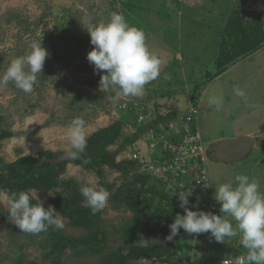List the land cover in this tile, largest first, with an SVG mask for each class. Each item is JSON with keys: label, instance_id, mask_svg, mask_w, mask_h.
Masks as SVG:
<instances>
[{"label": "rangeland", "instance_id": "rangeland-1", "mask_svg": "<svg viewBox=\"0 0 264 264\" xmlns=\"http://www.w3.org/2000/svg\"><path fill=\"white\" fill-rule=\"evenodd\" d=\"M113 12L143 30L149 50L165 61L160 77L145 86L143 97L125 98L118 95V89L104 91L99 83L104 72L95 74L86 59L93 46L83 18L91 15L94 22H106ZM228 20L231 23L226 24ZM233 21L242 30V47L231 41L236 49L227 44L223 49L219 31L234 27ZM39 41L49 55L33 91L24 93L11 82L0 86V132L10 133L0 141V172L7 173L2 166L42 152L65 154L70 147L65 129L77 117L86 122L87 141L117 127L114 143L106 148L115 152L157 113L175 112L179 117L193 113L207 152L204 167L213 202L214 168L225 171V183L235 185V176L244 174L264 192V0H0V73ZM237 87L245 92L244 97L234 94ZM215 130L218 135L213 137ZM147 152L145 143L137 140L117 154L116 163L134 161L129 177L106 165L96 169L68 164L54 177L52 186L36 188L43 206L51 205L64 219L62 230L50 227L35 235L21 233L11 221L6 203L0 202V264H112L109 256H125L137 218L124 199L140 193L133 175L146 173L145 164L153 158ZM82 185L104 187L110 197L95 215L86 208V225L75 227L71 222L83 216L76 208L77 204L83 207ZM75 188L78 197L73 199ZM0 192L10 194L4 189ZM184 192L191 193L189 205L194 204L198 191L190 187ZM178 195L174 193L177 199ZM141 199L139 195L140 210ZM146 217L140 228L143 240L137 245L156 243L165 251L171 242L165 239L170 228L157 224L160 220L154 216L152 220ZM60 237L79 245L61 247ZM96 238L103 246L93 251L86 245ZM186 244L191 251L172 256L170 262L185 259L186 264H219L229 254L234 258L247 251L238 237L219 243L208 233L195 234ZM167 258L164 255L162 261ZM152 262L136 260L132 264Z\"/></svg>", "mask_w": 264, "mask_h": 264}, {"label": "clouds", "instance_id": "clouds-1", "mask_svg": "<svg viewBox=\"0 0 264 264\" xmlns=\"http://www.w3.org/2000/svg\"><path fill=\"white\" fill-rule=\"evenodd\" d=\"M83 22L93 46L86 59L93 66L95 74L104 72L100 75L101 89L106 92L118 89V95L125 98L143 97L145 86L160 77L165 64L158 54L149 50L143 30L130 25L118 12L111 13L106 22H94L91 15H86ZM48 55L41 41L32 43L26 54L12 59L0 73V86H7L11 82L24 93H31ZM233 91L236 96H245V92L238 87ZM85 127L86 122L79 117L72 119L66 127L65 136L70 147L64 154L65 160L81 159L87 148ZM37 192L34 188L11 194L0 192V202L6 203L9 217L21 233L35 235L50 227L54 230L64 229V219L51 205L45 208L38 200ZM79 192L84 200L83 207L93 215L106 207L110 197L108 190L96 185H82ZM189 195L191 193L184 191L178 195L183 214L178 213L169 225L167 241L176 237L180 229L188 235L208 233L219 243H224L225 238L238 237L246 253L235 258L229 254L222 264H264V192L257 181L238 174L235 185L232 182L219 184L215 188L214 199L220 205L217 208L222 216L189 210ZM33 199L36 203H32ZM225 216L231 217V220L225 219Z\"/></svg>", "mask_w": 264, "mask_h": 264}, {"label": "trees", "instance_id": "trees-1", "mask_svg": "<svg viewBox=\"0 0 264 264\" xmlns=\"http://www.w3.org/2000/svg\"><path fill=\"white\" fill-rule=\"evenodd\" d=\"M231 23V20L227 21L226 24ZM258 23L254 21V29L258 26H255ZM232 25L234 27H223L219 33L222 35V43L220 47L225 48L224 44L234 45L231 43L234 42L235 45H239L242 47V43H240L242 30L237 26V23L233 21ZM258 25V24H257ZM225 29V30H224ZM226 33V34H225ZM217 41V40H216ZM215 41V42H216ZM235 45L232 47L236 49ZM238 48V47H237ZM177 115L173 112L168 113L166 115H160L157 113L153 120H150L145 125L136 129L135 133L132 137L119 147L118 151L110 152L107 151L106 148L114 143L118 129L115 127L112 131L103 130L99 134H96L93 138L87 141V148L85 152L82 154L81 159L75 161H68L64 159V154H56L52 152H42L37 154L36 156H28L24 159L19 160L17 163L1 167L6 168L7 173L0 172V189L8 190L11 193L26 191L28 189H36V188H46L49 185H53V180L56 175L59 174L60 171L64 169V167L68 164L80 165L85 168H96L98 169L100 165H106L124 177H129L130 172L129 169H134V161H127L125 163H116L115 158L117 154H119L125 146L128 144L137 142L139 138L147 132L148 130L154 128L159 123L170 122L175 120ZM10 136L8 132H0V141L4 138ZM87 160L88 163H84ZM3 171V170H0ZM132 173V172H131ZM134 181L139 183L140 193L137 196L126 198L124 201L127 205L132 208L133 214L136 219V229L131 233L127 242H129V246L127 249V253L125 256H109L108 260H113L112 264H132L133 261L138 260H147V261H159V264H186L185 259L173 260L170 262L172 256L181 254L182 252H186L187 254L191 251V246L186 244L189 238H192L195 234L188 235L184 232L183 229L179 230V234L174 237L168 249L165 251L162 250L160 245L156 243H150L146 246L137 245V243L143 240V233L141 232V222L145 218H149L152 220V216L156 217L160 221L157 222L164 223V225L169 227V225L173 222L174 217L179 213L183 214V210L179 207V200L174 197L172 192H165V184L158 180H151V178L146 174H136L133 175ZM149 185V186H148ZM156 187V188H155ZM78 191V190H77ZM76 188L73 189L72 197L76 199L78 197V192ZM142 196V204L143 208L138 209L139 202L137 201L138 196ZM70 197V200L76 203V200H73ZM34 202V201H33ZM195 203V202H194ZM189 210L198 211V209L193 205H188ZM76 208L80 210V215L78 220H73L71 224L73 226H85L87 219V210L84 207H80L78 204ZM220 208V207H219ZM218 212L219 209H218ZM146 213V214H145ZM61 239V247H78V241H72L68 238L60 237ZM180 239H183L181 242H178ZM85 246V244L83 243ZM87 247L92 246V250L96 251L103 246V243L96 238L90 245H86ZM57 249V247L55 248ZM164 255H168L167 259L162 261ZM152 264H155L153 263Z\"/></svg>", "mask_w": 264, "mask_h": 264}, {"label": "built area", "instance_id": "built-area-1", "mask_svg": "<svg viewBox=\"0 0 264 264\" xmlns=\"http://www.w3.org/2000/svg\"><path fill=\"white\" fill-rule=\"evenodd\" d=\"M176 115L175 120L157 124L139 140L145 143L147 153L153 155L152 161L145 164L148 167L144 174L164 183L165 191L173 195L192 187L199 194L192 205L198 211L215 214L218 208L208 192L210 180L204 167L206 149L194 115ZM137 122L140 124L142 117Z\"/></svg>", "mask_w": 264, "mask_h": 264}, {"label": "crops", "instance_id": "crops-1", "mask_svg": "<svg viewBox=\"0 0 264 264\" xmlns=\"http://www.w3.org/2000/svg\"><path fill=\"white\" fill-rule=\"evenodd\" d=\"M209 97V96H208ZM207 97V98H208ZM212 98H214V97H212ZM207 100V99H206ZM208 102V101H207ZM238 125V124H237ZM239 126V125H238ZM242 126V125H241ZM232 127H234L233 129H234V133H236V132H238V130H239V128L236 126V124L234 125V126H232ZM245 128V127H244ZM246 128H248V127H246ZM232 134V133H231ZM218 135V133H216V130L214 131V133H213V137H216ZM207 137H209V134L207 135ZM216 171H217V173H213L212 175V177H215L214 178V180H212V182H215V184H216V187L219 185V184H222V183H225V180H224V175H225V171H221V169L219 170V169H217V168H214ZM213 193V192H212ZM219 207H220V205H218ZM223 260V259H222ZM222 261H220L219 262V264L221 263Z\"/></svg>", "mask_w": 264, "mask_h": 264}, {"label": "bare ground", "instance_id": "bare-ground-1", "mask_svg": "<svg viewBox=\"0 0 264 264\" xmlns=\"http://www.w3.org/2000/svg\"><path fill=\"white\" fill-rule=\"evenodd\" d=\"M227 259V258H226ZM223 261V260H222Z\"/></svg>", "mask_w": 264, "mask_h": 264}]
</instances>
